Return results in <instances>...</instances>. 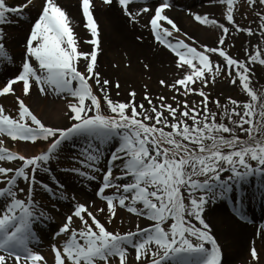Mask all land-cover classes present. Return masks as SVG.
<instances>
[{"label": "snow or ice", "instance_id": "snow-or-ice-1", "mask_svg": "<svg viewBox=\"0 0 264 264\" xmlns=\"http://www.w3.org/2000/svg\"><path fill=\"white\" fill-rule=\"evenodd\" d=\"M115 2L130 23L147 16L144 26L153 42L174 57L179 78L158 83L201 101L181 103L174 95L173 106L161 95L154 104L146 85L143 99L149 107L136 103L135 90L128 92V101H114L111 88L119 96L121 85L98 71L102 47L93 0H80L91 37L87 52L80 50L58 0L15 5L0 0V65L15 63L6 29L31 21L19 66L0 85V97L13 96L18 109L13 116L0 105V264H49L35 246L45 235L41 225L54 222L51 213H59L62 202L68 211L60 213L61 223L50 234L52 264H130L133 253L131 264H222L221 246L205 219L208 207L226 202L239 221L246 220L249 202L264 208V88L257 89L253 80V66L264 67V46L251 41L259 36L264 44V0H212L225 6V22L188 12L199 25L218 30L215 46L182 31L167 14L173 0H145L136 12L130 10L136 0ZM102 4L111 7L114 0ZM33 8L36 16L30 15ZM237 14L254 19L243 25ZM235 33L249 38L242 59L230 53ZM143 67L150 70L147 63ZM221 77L245 100H210L205 89ZM34 88L41 97L65 102L66 125H47L31 110L25 98ZM9 141L45 147L25 155L6 147ZM56 170L86 187L95 183V199L81 203L74 193L69 196ZM40 195L50 198L51 208ZM119 210L150 223L123 233L109 230ZM259 234L264 238V225ZM250 257L261 264L254 242Z\"/></svg>", "mask_w": 264, "mask_h": 264}, {"label": "bare ground", "instance_id": "bare-ground-1", "mask_svg": "<svg viewBox=\"0 0 264 264\" xmlns=\"http://www.w3.org/2000/svg\"><path fill=\"white\" fill-rule=\"evenodd\" d=\"M23 1L24 0H8V3L12 4ZM58 2L69 14L71 26L79 42L80 50L85 52L90 51L91 46L86 44L85 41L91 37L89 30L85 27L86 20L82 15L80 0H58ZM149 2H151V0H149ZM173 3L175 4V7L172 10L167 11V14L175 19L182 31L192 35L201 43L215 46L217 36L219 35L218 30L208 26L199 25L190 15H188V12L208 14L210 18H215L219 22H225L222 15L225 6L213 3L212 0H173ZM93 4V15L99 25V31L101 34L100 39L102 51L98 56V68L102 67L101 70L104 76H111L114 81L119 80L121 90H124L127 84L133 85L131 87L138 95L136 101L144 103L146 108L149 107L147 101H144L141 98L139 100V86L142 87L143 81L148 82L149 85L147 88L150 97V94L156 93L157 91L165 93L168 88L156 85L154 80L158 82L160 79H165L166 82L170 84L171 81L179 78L178 70L175 68L174 64V57L162 46H157L153 42V39H151L144 26L147 22V16L139 17L138 23H130L128 18L123 15L115 0L111 7L104 6L102 0H93ZM143 6H145V0H136L134 4L130 5V10L136 12ZM241 11L243 12L245 9H241ZM33 14L34 12L30 13L31 16ZM26 15L28 14L26 13ZM239 15L240 14H237L236 17L237 22L243 25L250 24L254 19V17L249 14L247 19H244L242 16L241 20ZM30 22L31 21L28 20L23 25H12L6 29L10 34V49L16 50L18 55L21 54V41L26 30L29 28ZM251 26L256 29V24H251ZM134 35H137L136 37H142V40L138 41ZM132 37L136 39V43L133 42ZM251 41L253 45L261 44V46H264V44L261 43L259 36L252 37ZM229 43L235 45L230 49L231 55L241 59L244 58V49L249 47V38L246 35L235 33ZM212 59L216 60V57L213 56ZM121 62H123V66L125 67L118 68ZM145 63L150 65V70H146L143 67ZM115 64H118L117 70H113L112 68ZM18 66V63L11 66L0 65V85L15 73L16 67ZM253 68H259V65H254ZM115 76H118L119 78L115 79ZM253 80L255 82V75ZM116 92V90L110 92L112 93V96L115 97V101L126 102L129 100L127 98L124 100L125 93L123 91L119 90V96L116 95ZM29 97L30 99H25L26 104H28L34 111L36 108H40L42 101L37 98L36 94L31 93ZM5 98L6 97L0 98L1 105L3 104L2 102L7 99ZM153 103L156 104L154 101ZM63 107L65 111V102L62 99L49 95V102L44 105L43 114L46 117L51 118L49 120L44 119L45 124L51 125L49 122H53L55 126L66 125L67 121L63 116ZM9 142L5 146L11 149ZM37 151L38 150H36L35 153ZM75 189L84 202H90L92 199H95V197H91L90 190L84 188L81 184H77ZM260 208L262 207L258 201L249 202L244 209L246 220L239 221L237 218H234L232 207L226 202H218L216 205H210L208 207L205 212V219L206 222L211 225L213 235L217 238V241L221 246L223 253L222 264H241L243 255L250 252L253 242L258 249V239L261 237L259 233L261 226L264 225V221L261 220L264 213L260 220L258 217L260 211H264V208L262 210H260ZM131 221L134 224H140L142 227L148 226L150 223L146 220L135 219V217H133ZM50 245L51 240L48 238L46 241L35 247H38L40 250L37 251L45 255L43 246L50 248ZM46 258L50 261L49 257Z\"/></svg>", "mask_w": 264, "mask_h": 264}, {"label": "rangeland", "instance_id": "rangeland-1", "mask_svg": "<svg viewBox=\"0 0 264 264\" xmlns=\"http://www.w3.org/2000/svg\"><path fill=\"white\" fill-rule=\"evenodd\" d=\"M239 16L241 17V20H242V15H239ZM146 20H148V17H147ZM146 20H145V22H146ZM147 29L148 28H146V30ZM136 36L137 35H134V37H136ZM134 37H132V40H133L134 43H136L137 42L136 41L137 37H136V39ZM88 38H90V37H88ZM181 38H183V37H181ZM9 52H10V54H12V55L15 56V51L13 49H9ZM117 65L118 64H115L114 67H112L113 70H117L119 67H125V66H123V62H121L119 64L118 68H117ZM83 67H84L83 64H81V67H80L81 70L83 69ZM101 68L102 67H99L98 68V71L101 72L102 77L109 78L112 81H114L111 78V76H108V77L104 76ZM254 72H255V82H254L255 87L257 89L264 88V67L259 66V68H254ZM116 78H119V77L118 76H115V79ZM154 82L156 83V85H160L155 80H154ZM172 82L173 81H171L170 83H172ZM145 85L148 87L149 83L146 82V81H143L142 87L139 86V92H140L139 93V100H140V98L142 100H144L143 97H144V91H145V87L144 86ZM131 86H133V85L127 84V86H125L124 90L119 89L120 91H123L125 93L124 94V100H126V98L129 99V97L127 95H128V92L129 91L133 90ZM196 86L198 87V85H196ZM160 87H162V86H160ZM18 89L20 90V87L19 88H16L17 95L20 94L19 91H18ZM113 90H116L115 87H112L111 88V91H113ZM147 90H148V88H147ZM205 91L210 92V94H211L210 95V100H215V99L219 98L221 100V103L222 104H224V103L227 102V100H226L227 97H232V98H235V99H237L239 101H244L245 100V95L241 92V90L239 88H236V87H233V86L227 84V82L224 81V79L222 77L221 78H218V81H217V83H216L215 86H212V87H210L208 89H205ZM32 93H35L36 96H37V98H39V100L42 101V103L40 102L41 103L40 108H36L35 111L32 110V109L31 110L38 116V118H40L45 123V120H49L51 118V117L48 118V117H46L43 114L44 113V105L48 104V102H49V96H47V97H41V96L38 95V93H37L36 90L32 91ZM110 95H111V98L114 100L115 97L112 96V93H110ZM150 95H151L152 100L156 104L159 103V101L157 100V97H159L161 95L164 96V97H166L167 98V103H171V104H173V106H176L175 101L172 100V97L174 95L176 96V98L178 100L181 101V103H183V101L185 99H187L190 104L191 103L199 104L200 101H201V97H199L198 95L190 94L189 96H187L185 98V97H183V96H181V95H179L177 93H174L173 91H171L169 89L165 93H160L159 91H157L156 93H152ZM137 96H136V98H137ZM6 98H5L6 100L2 102L3 103L2 105L5 107L6 111L9 114H11L13 116H16L17 115V105L15 103L14 97L11 96V95H9ZM25 99L28 100V99H30V97H26ZM29 101H32V100H29ZM136 103L139 104V102H137V101H136ZM140 103H141V101H140ZM209 107L212 108L213 110H215V107H214L213 104L210 103L209 104ZM63 111H64V107H63ZM105 111L107 112L106 107H105ZM43 116H45V117H43ZM49 123L51 125H54L53 122H49ZM9 143H10V147L11 148H14L15 147V149H16L17 152H19L21 154H25V155L34 154L36 150L41 149V148L44 147V144L39 143V142L36 145H34V146L31 143H26V142H11L10 141ZM64 156L66 157L67 155H64ZM55 175H56L57 179H59L61 182H63L66 185V187H67V194L69 196H71L74 193L76 195L77 199L81 203H83V201L81 200L82 198H80V195L77 193V191L75 189H73V186H71V183L73 181H77V179H75V178H73V177H71L69 175L63 174V173L59 172L58 170H56ZM21 186H23V185H21ZM95 186H96L95 183H93L91 186H89V188H90V190L92 192H93ZM90 195H91V197L93 196L92 193ZM37 198L41 201V203L44 206H46V208H51L50 198L47 195H40ZM101 204H102V202H100L98 200L97 201V205H101ZM58 207H62L64 209V211L67 210V207L64 206V202H62L61 205H58ZM64 213H66V212H64ZM51 214H52V216L54 215L60 221V223H61V219L62 218H61V215L59 213L53 211ZM133 217L134 216H131L126 211L119 210L118 211V214H117L116 218L113 220L112 224L111 225H107V227L109 228V230L120 231L122 233L125 232V231H127V230H129V229L135 230V225L136 224H134L131 221V219ZM101 219L103 220V217H101ZM135 219H139V218H136L135 217ZM45 224L47 225V224H49V222L48 223H45ZM51 226H53V225H51ZM56 228H57V226H54L52 232H54L56 230ZM258 241H259V245H258L257 251H258L259 256H260V262H261V264H264V238L260 237L258 239ZM207 247H210V246H207ZM44 251L46 252L45 255H47L49 257V259H50L49 264H52V254H51L50 250H44ZM133 256H134V253L129 258L130 264H131V261H132ZM241 261H242L241 264H253V262L251 261L250 252L247 253V254H244Z\"/></svg>", "mask_w": 264, "mask_h": 264}]
</instances>
